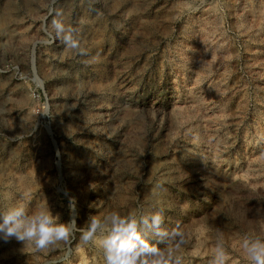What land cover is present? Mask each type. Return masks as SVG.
Masks as SVG:
<instances>
[{
  "label": "rangeland",
  "instance_id": "1",
  "mask_svg": "<svg viewBox=\"0 0 264 264\" xmlns=\"http://www.w3.org/2000/svg\"><path fill=\"white\" fill-rule=\"evenodd\" d=\"M60 13L57 17L56 14ZM53 18L77 30L65 49ZM163 213L208 264L264 239V0H0V212ZM2 222V221H0ZM162 246V245H157ZM0 264H104L100 241Z\"/></svg>",
  "mask_w": 264,
  "mask_h": 264
},
{
  "label": "clouds",
  "instance_id": "2",
  "mask_svg": "<svg viewBox=\"0 0 264 264\" xmlns=\"http://www.w3.org/2000/svg\"><path fill=\"white\" fill-rule=\"evenodd\" d=\"M45 31L49 35L54 32L65 49L85 54L77 30L66 26L62 18H53ZM69 210V221L58 223L59 214L54 215L51 210L41 209L29 214L24 204H17L0 212V239L8 242L14 238L25 249L43 252L68 243L79 232L83 244L100 241L104 264H185L182 253L188 243L185 233L179 225L170 230L163 227L162 211L139 216L135 211L127 215L113 211L103 219L92 215L84 227H78L74 199L69 202ZM241 247L249 264H264V239L245 236ZM208 264H229V252L222 240L217 241Z\"/></svg>",
  "mask_w": 264,
  "mask_h": 264
}]
</instances>
